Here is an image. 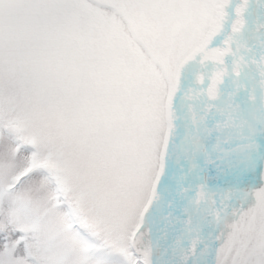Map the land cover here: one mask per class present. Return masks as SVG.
I'll return each mask as SVG.
<instances>
[{
    "label": "snow or ice",
    "instance_id": "obj_1",
    "mask_svg": "<svg viewBox=\"0 0 264 264\" xmlns=\"http://www.w3.org/2000/svg\"><path fill=\"white\" fill-rule=\"evenodd\" d=\"M0 264H264V0H0Z\"/></svg>",
    "mask_w": 264,
    "mask_h": 264
}]
</instances>
